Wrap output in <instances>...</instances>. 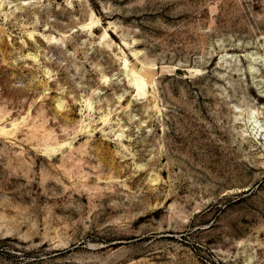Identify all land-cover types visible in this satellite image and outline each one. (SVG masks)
<instances>
[{"label":"rangeland","instance_id":"1","mask_svg":"<svg viewBox=\"0 0 264 264\" xmlns=\"http://www.w3.org/2000/svg\"><path fill=\"white\" fill-rule=\"evenodd\" d=\"M1 127L0 264H264V0H0Z\"/></svg>","mask_w":264,"mask_h":264},{"label":"bare ground","instance_id":"2","mask_svg":"<svg viewBox=\"0 0 264 264\" xmlns=\"http://www.w3.org/2000/svg\"><path fill=\"white\" fill-rule=\"evenodd\" d=\"M178 72H182V70L178 69ZM135 77L133 79V84L137 87L138 89V94L140 95L141 93L145 92V87L147 85L148 79L152 78L154 73L151 70L147 71H136L134 70ZM0 131H5V127H1ZM46 140L49 141L51 138V134H46L45 135Z\"/></svg>","mask_w":264,"mask_h":264}]
</instances>
